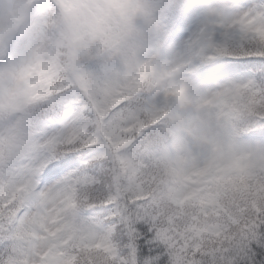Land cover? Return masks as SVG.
<instances>
[{
  "label": "snow or ice",
  "instance_id": "snow-or-ice-1",
  "mask_svg": "<svg viewBox=\"0 0 264 264\" xmlns=\"http://www.w3.org/2000/svg\"><path fill=\"white\" fill-rule=\"evenodd\" d=\"M252 0H238L248 8ZM127 0H5L0 6V264H264V193L229 206L199 202L217 178L242 175L264 185V83L236 82L248 75L264 82V10L244 11L229 25L238 29L226 59L196 74L223 86L206 103L241 95L253 104L246 123L232 125L243 150L217 145L202 163L184 161L169 194L157 184L163 159L127 150L137 132L167 116L140 95L162 73L144 64L122 79L91 82L80 71L86 38L96 35L94 18L107 10L123 25ZM118 42V41H117ZM80 90L73 98L65 89ZM183 97V89L165 101ZM77 107L90 109L82 126L56 136L58 152L43 181L77 170L67 184L37 198L19 160L38 121L56 124ZM206 172L199 177V173ZM190 196V199H185Z\"/></svg>",
  "mask_w": 264,
  "mask_h": 264
},
{
  "label": "rangeland",
  "instance_id": "rangeland-1",
  "mask_svg": "<svg viewBox=\"0 0 264 264\" xmlns=\"http://www.w3.org/2000/svg\"><path fill=\"white\" fill-rule=\"evenodd\" d=\"M117 2V0H113ZM227 6L226 0H217L215 5L209 10L201 11L195 17L188 19L185 27V31L181 36L180 40L173 46L172 51L164 56L163 63L165 65V80L166 85L160 90L156 95L155 99L152 101L151 107H162L172 99L165 101V94L173 89H183L184 105L182 107L181 114L178 118L180 119L181 125L178 127V133L180 138L178 142L173 145L168 155L172 157L176 166L178 168V177L180 182L186 177L182 175L184 161L191 163H202L208 156L209 153L215 150L217 145L230 144L232 147L239 150H243L250 147H260V145H250L246 143H241L237 137H235L231 130V120L229 114L225 108L228 101L222 99H215L212 103H206V101L212 99V95L219 90L223 85L217 83L215 85H207L203 81L198 80V83H192L188 76L194 67H198L199 64L197 60L202 56L204 58L211 57V48L215 46L228 47L231 44H226L229 38H238V29L231 28L229 25L233 20H235L244 11H256L259 12L264 10V2L257 3L256 0H252L251 5L248 8H239L231 14H227L225 8ZM153 14L159 16L157 10H153ZM160 17H158L157 21ZM95 26L96 35H89L86 38V47L88 45H96L93 48L92 53H88L89 50L83 53L85 58L82 56L80 65L90 57L94 55H104L106 56L105 49L112 48L113 51L117 48L119 44V36L122 25L112 21L107 10L100 12L93 20ZM166 35V33L164 34ZM164 37L163 31L157 26H151L149 28L148 40L144 47H153L154 52L148 53L147 51H140L134 66H126L123 68L122 73L112 72L107 78L99 79L100 82H105L113 79H122L126 77L130 72L136 71L140 66L144 64H159L157 60L158 54L156 49L158 40ZM98 44H95L94 42ZM118 41V42H117ZM143 47V48H144ZM216 51V49H215ZM217 52V51H216ZM220 54V53H219ZM117 56L112 54L110 58ZM232 58H240L238 56H231ZM117 58V57H116ZM119 59V58H118ZM83 61V62H82ZM80 67V66H79ZM81 71V70H80ZM89 79V73H84ZM186 73L188 76L183 75ZM236 82L253 83V76L248 75L240 78ZM197 89V94L192 93L193 88ZM240 102H236L235 106L240 107L241 111L244 113H250L253 111V106L250 97L241 95L239 99ZM233 100L229 102H233ZM90 109L84 107H77L72 110L71 113H67L69 118L58 124H46L39 131L32 132V136L29 142L24 146L21 153L19 154V160L27 161L23 165V168L27 171L31 178V190L35 192L38 198L41 192L46 190L60 188L67 184L70 179V173L74 169L64 174L61 177H57L51 180L49 183H44V169L45 164L51 161L52 158H56L55 154L57 149L52 145V140L61 134H67L75 129L82 126L85 115L84 113H89ZM153 129L154 125H150ZM147 129L149 131V126L145 129L139 131L136 139V149H142L147 142L151 140V135L144 134ZM35 134V135H34ZM155 141V138L149 143ZM54 154V157H53ZM152 158L157 159V157L152 156ZM199 177L205 176L206 172H201L198 174ZM235 180L237 178H243L242 175L236 174L231 175L226 178H217L221 180ZM223 181L220 183L222 184ZM162 177H157V184L162 189ZM239 187H241L243 192H252L256 195V192L264 193V185H256L246 180H241L238 182ZM214 185L206 186L204 189V195L200 196L199 193L195 195L198 196L201 206L213 208L217 206V196H215L214 191H212ZM190 196H185V199H190Z\"/></svg>",
  "mask_w": 264,
  "mask_h": 264
},
{
  "label": "trees",
  "instance_id": "trees-1",
  "mask_svg": "<svg viewBox=\"0 0 264 264\" xmlns=\"http://www.w3.org/2000/svg\"><path fill=\"white\" fill-rule=\"evenodd\" d=\"M234 40L235 39H233V38H229L227 40L226 44H231ZM213 48H215V46H213ZM88 49H89V47L87 46L85 52ZM217 54H218V60L219 61L226 60V59H250V58H253V57L232 58V57H230V55L225 56L223 54H219L218 52H217ZM82 56L85 58L84 55H82ZM98 56L91 57V60H93L92 64H91V67L93 69H95L96 72H92L90 70L87 71V73H89V80L91 82H93V83L100 82L99 79L100 78L102 79V77H99L100 75L98 76V72L101 70V68L105 67V64H106L105 60L107 58H110V56H112V53H108L106 55L107 57L104 56L103 58H96ZM118 56L119 55H117L115 57H118ZM82 64H83L82 67L85 68V66L90 64V63L89 62H83ZM69 94H71V93H69ZM141 98H142V96L140 95V100H141ZM237 102H240V100L237 101ZM249 104L253 106L252 103H249ZM234 108L237 110L236 116L234 117L235 125H242V124L246 123L248 118H249V116H250V114H251V112H252V110L250 111V113H244L243 111L240 110L241 109L240 107L235 106ZM36 124H35V126H36ZM35 126H34V128H35ZM148 126H149V131H147V129H146L144 131V134L151 135V140L150 141H152L154 138L158 137V133L156 131H154L151 128L150 125H148ZM138 133L139 132H137V134ZM137 137H138V135L135 138H133L132 142L128 145L127 150L129 152H133V150L136 149V139H137ZM149 142H147L145 147L143 146L142 149H140V150H141L142 154L145 155L146 158L154 159V158H152V152L147 149ZM69 154H73V153L56 152V154H55L56 158L54 157V159L50 163H52L55 160L62 159V158H64L65 155H69ZM174 173H175V168H174L172 163H170L169 161L161 162V166H160V168L157 171V177L158 176L162 177V180H163L162 189L164 187L168 188V184H169L168 178H172L174 176ZM241 180H246V179L244 177L243 178H237L235 180H231V178H229L228 180L219 179V181L215 182V184L216 183H218V184L214 185L212 191H214L215 196L222 195L223 196V202L228 204L229 206H234V205L235 206H239L242 201L249 200V199L255 197L259 193V191H257L256 195H255L252 192H248V193L247 192H243L241 190L242 188L239 187V184H237ZM221 181H223L222 184H219ZM246 182H249V181L246 180ZM216 204H217V206H219L218 202H216Z\"/></svg>",
  "mask_w": 264,
  "mask_h": 264
},
{
  "label": "clouds",
  "instance_id": "clouds-1",
  "mask_svg": "<svg viewBox=\"0 0 264 264\" xmlns=\"http://www.w3.org/2000/svg\"><path fill=\"white\" fill-rule=\"evenodd\" d=\"M130 5L128 16L122 25L119 44L112 54L119 55L130 65L134 66L140 50L148 40L149 28L157 23L153 10L172 3V0H127ZM5 0H0V6Z\"/></svg>",
  "mask_w": 264,
  "mask_h": 264
}]
</instances>
